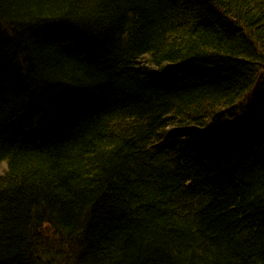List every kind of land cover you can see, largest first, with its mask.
<instances>
[{
	"label": "trees",
	"instance_id": "obj_1",
	"mask_svg": "<svg viewBox=\"0 0 264 264\" xmlns=\"http://www.w3.org/2000/svg\"><path fill=\"white\" fill-rule=\"evenodd\" d=\"M0 156V264H264V0H0Z\"/></svg>",
	"mask_w": 264,
	"mask_h": 264
},
{
	"label": "bare ground",
	"instance_id": "obj_2",
	"mask_svg": "<svg viewBox=\"0 0 264 264\" xmlns=\"http://www.w3.org/2000/svg\"><path fill=\"white\" fill-rule=\"evenodd\" d=\"M63 37H65V34L63 35ZM66 39V38H65ZM68 39V37H67ZM183 123V121L181 120H178V121H175L173 123H170L169 125L170 126H167L166 127V130H175L178 131L181 135H188V134H194V133H197L198 131H203L205 128H207L210 124V121L207 120V118H202L200 120H196V121H193V123ZM163 126V125H162ZM246 127V124L243 123L240 128L241 129H245ZM114 133L116 132L117 133V130H113ZM144 136L145 134L142 133ZM206 135V134H203V136ZM149 138H147V137ZM145 137L147 138V140L145 138H142V140H139V141H145V142H140L139 143V153L141 152H152L153 151V147L155 146V144L157 142H162L164 141L165 139H170V140H174L173 136H167V135H164L162 134V128L160 127H156L154 132L153 133H147ZM202 135H197L193 140H192V145L194 147V149H199L202 145H203V141H202ZM128 137H133V134L132 132L128 133ZM135 139V138H134ZM133 139V140H134ZM222 144V143H221ZM221 144H218V145H221ZM137 148V149H138ZM213 158L216 159L218 157H220L218 155L217 152H213ZM143 161V164H146V166H148V162L145 161V159H141ZM201 162V165L203 167H207L208 170H212L211 167L213 166L212 163L209 162L208 159L206 158H203V160L200 161ZM0 174H2V170L4 169H7L8 168V162H7V159L0 156ZM198 205H201L200 203L197 204ZM201 209L200 208H197L196 211H200ZM67 233V236L65 237H61V235H59L58 237L54 236L53 234L51 233H47L48 235V239L47 241L50 243V250L51 251H58L60 250L61 248H63L62 246L64 245H67L64 243V239L68 238L69 240L72 239L73 241H81V237L80 236H77V234L74 232V230H69V232H65ZM64 233V234H65ZM64 238V239H63Z\"/></svg>",
	"mask_w": 264,
	"mask_h": 264
},
{
	"label": "rangeland",
	"instance_id": "obj_3",
	"mask_svg": "<svg viewBox=\"0 0 264 264\" xmlns=\"http://www.w3.org/2000/svg\"><path fill=\"white\" fill-rule=\"evenodd\" d=\"M1 168V167H0Z\"/></svg>",
	"mask_w": 264,
	"mask_h": 264
}]
</instances>
